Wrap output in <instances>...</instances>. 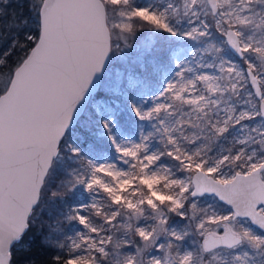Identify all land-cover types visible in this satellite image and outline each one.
Listing matches in <instances>:
<instances>
[{
    "label": "snow or ice",
    "instance_id": "1",
    "mask_svg": "<svg viewBox=\"0 0 264 264\" xmlns=\"http://www.w3.org/2000/svg\"><path fill=\"white\" fill-rule=\"evenodd\" d=\"M9 33L0 264H264V0H0Z\"/></svg>",
    "mask_w": 264,
    "mask_h": 264
},
{
    "label": "trees",
    "instance_id": "2",
    "mask_svg": "<svg viewBox=\"0 0 264 264\" xmlns=\"http://www.w3.org/2000/svg\"><path fill=\"white\" fill-rule=\"evenodd\" d=\"M18 2H21V0H18ZM11 11H16L15 8H13ZM4 23H7V21L5 20ZM11 38V34L9 33L8 36H5L3 39H0V51H3L4 49H6L9 46V41ZM126 118V114L123 116L124 121L126 122L127 119ZM90 140H95V137H89ZM105 146L106 144H104V142H102L101 140L96 141V149L97 151H103L105 150ZM107 154V153H105ZM66 206H63L59 203H53L51 201H49L48 206L45 208L44 210V215H43V219L48 221V222H54L55 218L57 216H59L60 213H62L63 211H66ZM36 235H39V232H36L34 235H31L29 237V241L31 242ZM47 253L41 251L40 252V256L42 257H47Z\"/></svg>",
    "mask_w": 264,
    "mask_h": 264
},
{
    "label": "rangeland",
    "instance_id": "3",
    "mask_svg": "<svg viewBox=\"0 0 264 264\" xmlns=\"http://www.w3.org/2000/svg\"><path fill=\"white\" fill-rule=\"evenodd\" d=\"M138 35L140 36V39H142V40L152 41L153 47H154L156 54L158 56H163L168 51V45L166 44V42H164L162 40L156 41L150 33H142V34H138ZM185 54L187 55V53H185ZM125 119H127V115H126ZM101 141L104 142V144H106L105 141H103V140H101ZM106 155H108V153Z\"/></svg>",
    "mask_w": 264,
    "mask_h": 264
}]
</instances>
